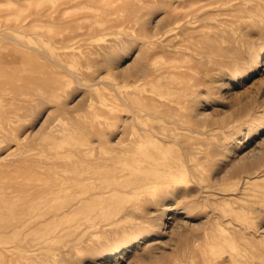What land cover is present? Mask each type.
<instances>
[{
	"label": "rangeland",
	"instance_id": "rangeland-1",
	"mask_svg": "<svg viewBox=\"0 0 264 264\" xmlns=\"http://www.w3.org/2000/svg\"><path fill=\"white\" fill-rule=\"evenodd\" d=\"M0 264H264V0H0Z\"/></svg>",
	"mask_w": 264,
	"mask_h": 264
},
{
	"label": "bare ground",
	"instance_id": "bare-ground-1",
	"mask_svg": "<svg viewBox=\"0 0 264 264\" xmlns=\"http://www.w3.org/2000/svg\"><path fill=\"white\" fill-rule=\"evenodd\" d=\"M176 19V18H175ZM232 50V49H231ZM169 52V51H168ZM171 52V51H170ZM174 53V52H173ZM173 64V63H172ZM256 64V63H255ZM130 151V150H129ZM140 160V159H139ZM123 163V162H122ZM126 170V169H125ZM119 175V174H118ZM120 175L122 176V174L120 173ZM119 175V176H120ZM115 176V175H114ZM114 190H115V188H113ZM109 190V189H108ZM92 193V192H91ZM85 196V195H84ZM80 197V196H79ZM86 201V200H85ZM75 205H76V203H75Z\"/></svg>",
	"mask_w": 264,
	"mask_h": 264
}]
</instances>
